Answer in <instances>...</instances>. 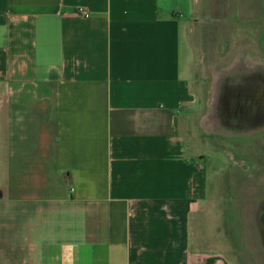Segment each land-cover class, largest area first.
Returning <instances> with one entry per match:
<instances>
[{
    "label": "crops",
    "instance_id": "0c3cea01",
    "mask_svg": "<svg viewBox=\"0 0 264 264\" xmlns=\"http://www.w3.org/2000/svg\"><path fill=\"white\" fill-rule=\"evenodd\" d=\"M221 2L0 0V264H230L185 141L206 56L253 53Z\"/></svg>",
    "mask_w": 264,
    "mask_h": 264
},
{
    "label": "rangeland",
    "instance_id": "374dc122",
    "mask_svg": "<svg viewBox=\"0 0 264 264\" xmlns=\"http://www.w3.org/2000/svg\"><path fill=\"white\" fill-rule=\"evenodd\" d=\"M212 1L219 5L225 0ZM253 2L258 20L244 24L243 38H220L217 44L227 45V52L235 44L249 48L256 61L264 62V0H243L242 9L247 16ZM236 56L232 52L207 55L206 68L199 67L204 77L185 141L190 152L204 160L209 172L210 212L203 220L200 236L211 247L224 250L230 264H264V134L256 139L227 138L214 131L210 118L217 79L234 70ZM7 169L10 171V167H3L4 172ZM10 184L0 182V189L10 190Z\"/></svg>",
    "mask_w": 264,
    "mask_h": 264
},
{
    "label": "water",
    "instance_id": "95a60500",
    "mask_svg": "<svg viewBox=\"0 0 264 264\" xmlns=\"http://www.w3.org/2000/svg\"><path fill=\"white\" fill-rule=\"evenodd\" d=\"M227 73L226 76L218 77V83L215 86L213 108L210 114L214 131L228 137H240L254 135L264 130V116L255 110L256 100L258 101L260 89L264 85V74L242 71L239 64ZM242 88L248 91H244L241 97ZM244 99L252 101L249 102L248 111L242 102ZM238 102L242 111L238 110Z\"/></svg>",
    "mask_w": 264,
    "mask_h": 264
},
{
    "label": "flooded vegetation",
    "instance_id": "af4514ba",
    "mask_svg": "<svg viewBox=\"0 0 264 264\" xmlns=\"http://www.w3.org/2000/svg\"><path fill=\"white\" fill-rule=\"evenodd\" d=\"M241 55L242 56L240 57V60L238 62V64L240 65V70H242V71H252V72H254L256 74H259V75H263L264 74V71H262V70H264V62L256 61L253 58L254 56L250 52H246L245 51ZM260 90L261 91L259 92V94H260L259 95V99H258V101L256 100L257 108L255 110L258 111L259 113H262V116H263L264 115V85L261 87ZM242 91L243 92L240 95L241 97H242V94L244 93V91H248V89L242 88ZM248 100L243 102V104H245V107L247 108V111L249 109V102H252L251 100L250 101H248ZM263 134H264V130L259 131L258 133H255L252 136H240V137H234V138L235 139H244V138H247V137H252V138L256 139V138H259L260 136H262ZM225 137L228 138V136H225Z\"/></svg>",
    "mask_w": 264,
    "mask_h": 264
},
{
    "label": "built area",
    "instance_id": "2783aa9c",
    "mask_svg": "<svg viewBox=\"0 0 264 264\" xmlns=\"http://www.w3.org/2000/svg\"><path fill=\"white\" fill-rule=\"evenodd\" d=\"M79 13H80L81 15H89V14H90L88 11H86V10H84V9H80V10H79Z\"/></svg>",
    "mask_w": 264,
    "mask_h": 264
},
{
    "label": "bare ground",
    "instance_id": "6f19581e",
    "mask_svg": "<svg viewBox=\"0 0 264 264\" xmlns=\"http://www.w3.org/2000/svg\"><path fill=\"white\" fill-rule=\"evenodd\" d=\"M262 71H264V70H262ZM260 95V94H259ZM263 95V94H262ZM238 99V98H237ZM262 99V98H261ZM263 100V99H262ZM246 101V99H244V100H242V102H245ZM262 103V102H261ZM237 107H238V110H240V111H242V108H241V106H240V104H239V102L237 103ZM264 116V115H263Z\"/></svg>",
    "mask_w": 264,
    "mask_h": 264
}]
</instances>
